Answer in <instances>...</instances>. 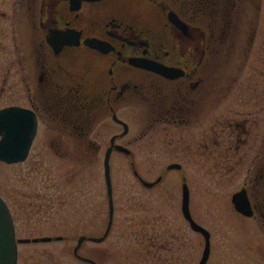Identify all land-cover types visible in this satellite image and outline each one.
Instances as JSON below:
<instances>
[{"label": "flooded vegetation", "instance_id": "flooded-vegetation-1", "mask_svg": "<svg viewBox=\"0 0 264 264\" xmlns=\"http://www.w3.org/2000/svg\"><path fill=\"white\" fill-rule=\"evenodd\" d=\"M90 38L112 47L101 51L88 44ZM211 73L214 83L207 91ZM239 75L244 79L237 83ZM227 85L231 88L226 91ZM6 106L28 108L35 117L26 155L42 120L57 127L42 143L53 154L83 156L100 148L88 129L103 118L102 148L104 153L110 146L109 155L113 150L131 155L148 129L160 130L172 153L188 151L196 136V152L217 154L216 183L231 188L222 202L228 211L214 214L216 245L210 227L188 206L191 219L207 231L202 264L213 249L214 264H264V0H0V108ZM221 154L233 156L232 162ZM168 163L178 166L165 165L157 180L145 179L131 166L132 173L140 189H153L162 175L178 171V181H172L179 187L177 195L171 191L164 198L178 200L186 232L174 239L167 228L172 234L164 240L156 229L144 240L137 233V248L162 261L154 249L164 247L165 264H199L205 236L192 228L180 208L184 170L178 162ZM109 177L112 216L101 240L110 232L114 211L110 171ZM141 179L153 182L147 185ZM234 192L246 196L249 212L235 208ZM106 206L107 221V195ZM105 225L104 220L100 234ZM80 234L84 237L73 252ZM45 235L49 239L35 241L61 236ZM90 236L78 233L70 251L85 264H97L90 253H78L82 242L95 241ZM175 240L178 247L193 242L194 259L188 248L175 253Z\"/></svg>", "mask_w": 264, "mask_h": 264}, {"label": "rangeland", "instance_id": "rangeland-1", "mask_svg": "<svg viewBox=\"0 0 264 264\" xmlns=\"http://www.w3.org/2000/svg\"><path fill=\"white\" fill-rule=\"evenodd\" d=\"M250 61L252 64L255 60ZM240 78L243 80L244 76L239 75L237 83L241 81ZM213 79V73L206 76L207 91L214 83ZM230 88L227 85L225 89L227 91ZM235 90L236 86L229 93L233 98ZM56 128L42 120L23 160H0V196L9 207L15 235H61L49 241H19L17 244L16 241L15 264H85L72 255L70 246L80 232L87 231L95 236L100 234L104 220L106 222L107 206L102 175L105 118L100 122L96 120L88 129L89 137L100 148L83 156L63 151L53 154L42 144L44 137L54 133ZM165 140L160 130L155 132L148 129L137 141L138 145L133 143L137 149L131 151V155L116 150L110 153L108 162L114 204L111 229L107 237L99 242H82L78 253H90L97 264H165L167 258L164 247L154 249L162 260L159 261L151 257L153 252L150 250L145 248L141 252L136 240L138 236L144 240V235L153 233V229L157 230L158 238L163 240L172 233L174 239L181 238L179 235L186 232L179 218L178 200L169 202L164 198L171 191L177 195L179 187L172 181H178V171L172 169L162 175V182L153 189H140L132 167L145 179L152 180L159 173L164 174V166L170 161L180 163L184 170L189 210L210 227L212 246L216 245L218 232L214 214L228 211L227 205L222 202L226 198V190L231 189L215 181L213 166L217 154L196 152V136L189 140V150L182 153L170 152ZM206 142L213 147L209 136ZM232 157L227 159L230 158L229 154H221L224 161L232 162ZM167 228H172V233L166 231ZM137 233L140 234L136 236ZM177 243L175 240L174 252L177 254L187 248L191 252L197 249L192 246L193 242L183 247H178ZM213 251L206 264H214ZM193 254L194 259L197 250Z\"/></svg>", "mask_w": 264, "mask_h": 264}, {"label": "water", "instance_id": "water-1", "mask_svg": "<svg viewBox=\"0 0 264 264\" xmlns=\"http://www.w3.org/2000/svg\"><path fill=\"white\" fill-rule=\"evenodd\" d=\"M88 44L97 48L101 51H107L112 46L105 41V48L103 47V41L97 38H90ZM35 117L32 111L28 108L20 106H6L0 108V159L6 162L21 160L25 157L28 146L30 144L31 138L35 131ZM114 147L117 149L128 152V149L122 145L115 144ZM109 151L110 146H108L102 156V169L103 177L106 188L107 203H108V217L105 225V229L100 235L90 236L92 240H101L111 223L112 216V203H111V187H110V177H109ZM178 166L177 163H168L166 167ZM159 176L155 178L157 180ZM144 184H150L153 181H147L141 179ZM187 187L185 182L181 183V202L180 208L182 213L190 221L192 228H198L202 231L205 236L203 254L199 264H202L206 252L208 249L207 241V231L195 223L190 215L187 205ZM232 201L235 208L242 212H249V205L245 195H241L239 192H234L232 194ZM84 235L80 234L77 237V242L73 248V252H76V247L78 246L80 240ZM49 236L43 235L38 237H20L15 239L13 231V223L11 216L9 214L8 208L4 200L0 197V264H15L16 256V241H28V240H47ZM95 264V263H94Z\"/></svg>", "mask_w": 264, "mask_h": 264}]
</instances>
